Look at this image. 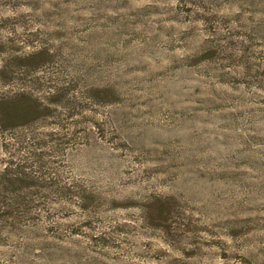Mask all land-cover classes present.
Here are the masks:
<instances>
[{
  "label": "rangeland",
  "instance_id": "rangeland-1",
  "mask_svg": "<svg viewBox=\"0 0 264 264\" xmlns=\"http://www.w3.org/2000/svg\"><path fill=\"white\" fill-rule=\"evenodd\" d=\"M19 95L44 116L0 129V172L38 218L1 263L264 264V0H0L1 104Z\"/></svg>",
  "mask_w": 264,
  "mask_h": 264
},
{
  "label": "trees",
  "instance_id": "trees-1",
  "mask_svg": "<svg viewBox=\"0 0 264 264\" xmlns=\"http://www.w3.org/2000/svg\"><path fill=\"white\" fill-rule=\"evenodd\" d=\"M40 57V50L27 56H23V65L33 66L37 65L38 63L40 64V62L43 61V59H41ZM6 99L10 102L7 101L8 103L1 104L3 98H0V129H5V131H7L11 128H20L30 122L34 123L40 117L44 116V114L41 113L42 104L37 101V99H34L31 96L19 95L15 100H13L11 97ZM23 179L24 178L19 176L16 172L11 173L10 171L6 170H2L0 172V246L4 245L6 243V240L11 238L13 234L16 237H23V235H19L16 232L29 230V227H33L32 223H29V220H33L34 217H36V219L38 218L37 214L32 213V210L23 209V205H25L26 203V198L24 195H21V192L18 190L20 188L18 184L21 185L24 183ZM6 183L12 186L11 190H9L8 188V191L6 190V187H4ZM94 199L95 198H93L91 195L84 193H78V195L76 196V200L77 202H80V204L86 203L90 205L94 202ZM168 204L169 201L165 197L149 196L145 199L142 205L141 216L146 222H150L154 226H158L164 229V224L169 221ZM82 207L84 209L87 208L85 205H82ZM94 230L95 229H91L90 233H81L82 236L87 240L86 244H89L90 247H93L92 249L99 248L100 250H103V248H112L114 246H117V243H115L117 240L114 239L108 231H100L96 233L94 232ZM74 233L78 234L77 231H73L72 234ZM29 240L31 239L28 238V241ZM67 244H70V241ZM58 246L61 249H64L62 242H60ZM15 247L16 246H14L13 249H16ZM87 247L88 246H83V249ZM39 250L41 249H38V251ZM121 252L122 251H118V254H121L120 256H118V258H120V261H122L123 258H129L128 260H132L131 257H127V255H125L128 254V252H125L123 255ZM104 255L105 253H103V251L94 252V256L96 258ZM0 264L9 263L7 261L1 263L0 259ZM164 264L191 263L175 258L169 261H165Z\"/></svg>",
  "mask_w": 264,
  "mask_h": 264
}]
</instances>
